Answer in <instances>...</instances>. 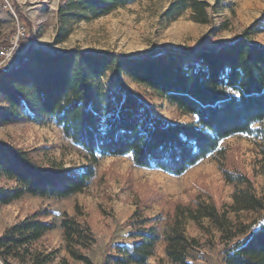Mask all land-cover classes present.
<instances>
[{
  "label": "trees",
  "instance_id": "16d2710c",
  "mask_svg": "<svg viewBox=\"0 0 264 264\" xmlns=\"http://www.w3.org/2000/svg\"><path fill=\"white\" fill-rule=\"evenodd\" d=\"M10 1L25 30L19 35V47L0 67V96L7 102L0 109V124L52 118L67 138L89 153L91 162L79 170L62 165L46 168L29 151L0 140V178L15 183L11 189L0 188V206L24 194L66 197L83 191L96 175L99 155L130 154L137 166L182 175L212 152L221 151L223 139L249 133L255 123L264 120V46L246 36L217 48L166 47L138 56L78 48L57 50L33 45L32 30L26 27L31 23L16 0ZM132 1L62 0L58 15L61 22L88 13L99 16ZM183 2H174L170 11L184 6ZM188 6L195 20L208 22L205 1L191 0ZM12 45L10 40L0 42V52ZM110 69L153 89L196 120L169 121L157 116L123 83L107 91L102 79ZM221 170L228 182L236 184L229 212L264 210V198L256 194L250 178L223 165ZM39 214L26 217L0 236V258L5 264H13L8 261L10 256H22L24 264H53L52 253L31 246L56 226L38 219ZM204 219L227 240L233 238L228 210L197 200L192 205H178L163 234L156 224L145 226L149 219L139 223L133 242L119 245L118 255L111 259L115 264H151L149 257L163 239L174 262L192 264L188 251L197 241L187 236L185 226L188 220L203 226ZM60 226L68 254L89 263L83 250L95 242L91 231L67 215ZM224 254L225 264H264V214L256 229L228 242ZM58 264H67V260Z\"/></svg>",
  "mask_w": 264,
  "mask_h": 264
},
{
  "label": "rangeland",
  "instance_id": "374dc122",
  "mask_svg": "<svg viewBox=\"0 0 264 264\" xmlns=\"http://www.w3.org/2000/svg\"><path fill=\"white\" fill-rule=\"evenodd\" d=\"M177 1L180 0H133L103 15L88 13L84 18L61 22L58 9L62 0H16L31 23L26 27L32 30L34 46L114 51L129 56L149 54L166 47L217 48L243 36L264 46V0H201L207 3L208 22L195 20L194 11L188 6L191 0H184V6L170 11ZM24 30L11 1L0 0V42L10 40L14 45ZM11 49L12 46L0 52V67L12 56ZM102 81L107 91L115 90L118 83L125 84L149 105L154 114L166 120H196L195 115L183 112L176 104L135 82L124 72L117 74L110 69ZM6 107L5 98L0 96V109ZM0 140L29 151L33 160L46 168L62 165L79 170L91 162L89 153L67 138L52 118L42 122L21 120L0 124ZM220 147L221 151L212 152L182 175L137 166L130 154L99 155L96 175L83 191L66 197L24 194L0 206V236L38 212V219L54 222L56 226L31 246L52 253L53 264L60 263L63 258L67 264H115L112 256L118 255L119 245L133 242V231L139 223L149 219L145 226L156 224L163 234L178 205H192L197 200H204L214 202L221 211L228 210L234 236L227 240L208 219L203 220V226L188 220L186 234L197 241L188 251V261L192 264H225L224 249L228 242L233 243L256 229L264 210L229 212L236 184L227 181L221 165L250 178L256 194L264 198V120L255 123L249 133L223 139ZM14 186L13 181L0 178V188ZM65 215L74 217L93 234L95 242L83 250L89 263L68 254L60 226ZM21 257L10 256L8 261L24 264ZM149 262L178 264L168 256L163 239L156 243ZM0 264H5L1 258Z\"/></svg>",
  "mask_w": 264,
  "mask_h": 264
},
{
  "label": "built area",
  "instance_id": "2783aa9c",
  "mask_svg": "<svg viewBox=\"0 0 264 264\" xmlns=\"http://www.w3.org/2000/svg\"><path fill=\"white\" fill-rule=\"evenodd\" d=\"M22 34H23V33H22ZM19 35H20V34H19ZM17 46H18V40H17V42H16L14 45H12L11 54H12L13 50H14Z\"/></svg>",
  "mask_w": 264,
  "mask_h": 264
}]
</instances>
